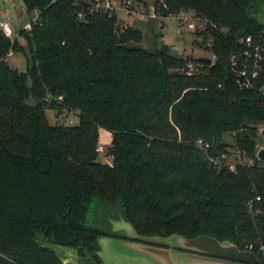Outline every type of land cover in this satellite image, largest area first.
Masks as SVG:
<instances>
[{
    "label": "trees",
    "instance_id": "obj_1",
    "mask_svg": "<svg viewBox=\"0 0 264 264\" xmlns=\"http://www.w3.org/2000/svg\"><path fill=\"white\" fill-rule=\"evenodd\" d=\"M161 1L165 16L192 9L209 20L197 34L214 38L213 64L136 46L139 28L115 14L81 19L72 0H23L39 13L19 30L26 45L0 28V54L27 58L26 70L0 60V264H66L49 245L102 264L99 238L116 234L86 222L94 200L139 234L210 235L264 264V67L242 88L231 63L243 38L264 43V0ZM48 107L77 121L52 124ZM101 129L112 133L111 163L98 158ZM238 151L254 164L211 159Z\"/></svg>",
    "mask_w": 264,
    "mask_h": 264
},
{
    "label": "rangeland",
    "instance_id": "obj_2",
    "mask_svg": "<svg viewBox=\"0 0 264 264\" xmlns=\"http://www.w3.org/2000/svg\"><path fill=\"white\" fill-rule=\"evenodd\" d=\"M130 1L131 5H138L142 7L144 3L152 2L153 0H125ZM119 19L121 22H128L129 25L139 28L143 32V38L141 41L134 43L136 46L144 47L148 50L155 51L157 49H162L167 44L171 47L170 52L176 56L183 57H210L215 59L213 53L209 48L206 47L207 44L202 43L203 35H198L196 31L189 28L181 27L178 17L171 15L165 18L163 21L158 20H141L135 13L128 14L125 10L117 11ZM33 12L30 13L23 0H0V19H8L15 34L23 27L26 22H29L32 18ZM264 20V15H263ZM20 42L26 45V41L23 37H19ZM9 63L19 70H26L27 68V58L26 53L23 51H16L8 58ZM194 65V63H192ZM54 108L48 107L46 109L47 117L50 123H71V120L77 121V115L73 112L64 110L60 115L56 114ZM264 129V127H263ZM106 132L101 133L100 143H104L106 150L104 153L99 154V160L107 163H111L112 159L109 156L107 149L110 143L106 141ZM259 137V143H264V135ZM225 139L229 143L234 142L233 134L226 132ZM110 140V138H109ZM235 155V154H234ZM233 161L236 160V156H232ZM89 225L102 228L106 230H111L113 233L117 232L120 235L132 236L133 229L128 223H123L120 218L116 216L112 217V211L110 207H107L100 202L94 200L91 204V209L87 216V221ZM117 238L115 236L109 237L108 235L101 236L100 243L102 247V254L106 264H125V256L120 252L117 247L113 244ZM63 251L68 255H74L75 249L72 247H64ZM129 259L131 263L139 261L141 258L139 256H130ZM124 262V263H123ZM69 264H81L75 260H68Z\"/></svg>",
    "mask_w": 264,
    "mask_h": 264
},
{
    "label": "built area",
    "instance_id": "obj_3",
    "mask_svg": "<svg viewBox=\"0 0 264 264\" xmlns=\"http://www.w3.org/2000/svg\"><path fill=\"white\" fill-rule=\"evenodd\" d=\"M63 1V0H51L52 3ZM146 1V0H145ZM73 5L77 9V16L81 19H84L90 13H107L109 15H116L119 19L118 10H125L128 14L135 13L141 20H158L163 21L169 16H165L162 12L161 5L164 8H167V4L161 1L160 5L153 0L152 2L144 3L142 7L138 5H131L130 1L125 0H72ZM147 2V1H146ZM175 15L179 19L181 27H187L193 31L203 32L207 30L209 25V20L206 17H202L196 14L192 9H183ZM170 15V16H171ZM39 19L38 11H34L32 18L29 22H26L21 29L32 30L35 23ZM120 21V19H119ZM121 27L125 28L129 26L128 22H121ZM211 26L217 27V24L211 23ZM0 28L5 34L6 37L10 38L12 41H15L19 35V31L15 34V31L12 28V24L8 19H0ZM224 29V27H222ZM214 38L211 36L207 42V45L211 47L213 45ZM245 46L238 52H235L231 56L232 68L236 74V82L242 88H254L256 87V81L260 77V73L264 67V43L258 42L255 43L252 36H248L241 40ZM14 53L11 50L6 57L0 54V60L8 58ZM189 71L191 74L197 68L190 63L188 64ZM264 89V84L262 86ZM73 123V120H71ZM263 127H261V133L263 132ZM197 144L204 148L205 150L210 148V144L204 141L202 138L197 140ZM264 147V143L259 144V148ZM99 153H104L106 147L104 143H99L97 148ZM256 153V156H257ZM236 160L234 161L226 154H223L222 160L215 159L212 157V161L215 164L227 165L231 170H234L238 163H248L250 165L254 164L253 159L247 158L245 155H242L240 151L237 152ZM258 159H260L257 156Z\"/></svg>",
    "mask_w": 264,
    "mask_h": 264
},
{
    "label": "water",
    "instance_id": "obj_4",
    "mask_svg": "<svg viewBox=\"0 0 264 264\" xmlns=\"http://www.w3.org/2000/svg\"><path fill=\"white\" fill-rule=\"evenodd\" d=\"M164 51L169 52L171 47L164 46ZM202 60L209 65L213 64L210 57H202ZM59 111H56L58 115ZM247 124H243L246 128ZM264 135V130L262 132ZM257 156L264 160V147L260 148ZM123 223H128L133 229L132 236H124L115 232L117 240L113 244L125 256V264H128L130 256H139L141 259L131 264H262L259 256L249 249H241L235 243L224 240L221 241L210 235H199L194 238H188L184 235L174 233L170 236L160 235H142L139 234L135 226L124 219ZM110 238L113 237L108 235ZM101 238V237H100ZM99 238L100 250L98 254L102 264H106L102 257V247ZM43 244L41 241H39ZM59 252L66 264L72 259L80 263L82 257L75 249L74 255H68L63 251L64 247L49 245ZM90 258V257H87ZM95 264H98L93 260ZM123 262V263H124Z\"/></svg>",
    "mask_w": 264,
    "mask_h": 264
},
{
    "label": "crops",
    "instance_id": "obj_5",
    "mask_svg": "<svg viewBox=\"0 0 264 264\" xmlns=\"http://www.w3.org/2000/svg\"><path fill=\"white\" fill-rule=\"evenodd\" d=\"M103 132H106V135H105V137H106V141H107L108 143H111V141H112V133H111L110 131L105 130V129H101V130H100V135H101V133H103ZM109 138H110V140H109Z\"/></svg>",
    "mask_w": 264,
    "mask_h": 264
}]
</instances>
